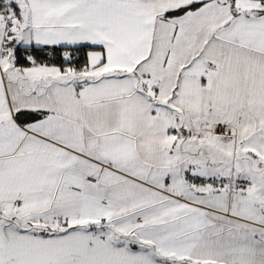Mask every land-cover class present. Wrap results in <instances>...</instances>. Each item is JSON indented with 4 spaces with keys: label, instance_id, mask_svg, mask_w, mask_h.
I'll list each match as a JSON object with an SVG mask.
<instances>
[{
    "label": "snow or ice",
    "instance_id": "snow-or-ice-1",
    "mask_svg": "<svg viewBox=\"0 0 264 264\" xmlns=\"http://www.w3.org/2000/svg\"><path fill=\"white\" fill-rule=\"evenodd\" d=\"M0 264H264V0H0Z\"/></svg>",
    "mask_w": 264,
    "mask_h": 264
}]
</instances>
